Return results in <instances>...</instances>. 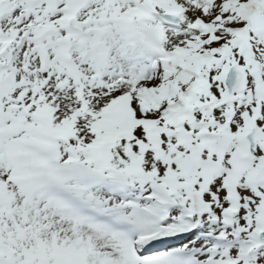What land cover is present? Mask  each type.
Listing matches in <instances>:
<instances>
[{"label":"snow or ice","instance_id":"6c2138e0","mask_svg":"<svg viewBox=\"0 0 264 264\" xmlns=\"http://www.w3.org/2000/svg\"><path fill=\"white\" fill-rule=\"evenodd\" d=\"M0 264H264V0H0Z\"/></svg>","mask_w":264,"mask_h":264}]
</instances>
